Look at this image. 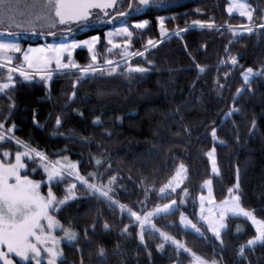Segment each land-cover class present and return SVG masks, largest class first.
I'll list each match as a JSON object with an SVG mask.
<instances>
[{
	"label": "trees",
	"instance_id": "obj_1",
	"mask_svg": "<svg viewBox=\"0 0 264 264\" xmlns=\"http://www.w3.org/2000/svg\"><path fill=\"white\" fill-rule=\"evenodd\" d=\"M252 2L263 4V0ZM131 3L128 16L107 22L126 11ZM227 3L168 0L163 7L137 12L138 0H118L108 15L93 17L92 27L80 31L72 25V33L80 31L78 37H100L95 49L97 60L92 61L88 49L80 48L74 53L76 63L107 69L105 60L110 59L120 65L115 73L96 72L84 77L76 69L64 70L69 74L54 72L49 85L41 79L22 80L18 76L15 88L0 94V122L5 130L15 125L13 135L44 151L50 161L67 158L78 164L81 175L95 173L96 179L89 180L98 185H109L112 180L110 195L141 214L145 205V210L151 211L171 200L181 204L174 214L160 215L153 223L191 252L177 249L171 241L165 243L156 231H146L141 243L134 217L130 218L127 211L121 213L118 207L110 208L74 177H65L52 190L62 198L68 186L76 183L75 199L62 206L57 218L65 227L79 231L78 242L63 245L65 264H80L81 258L83 264H190L191 253L220 264H264L262 245L246 248L244 257L238 255L240 246L255 234L246 220L231 218L243 222L247 231L238 236L232 227L228 228L221 234V245L197 217V197L206 179L212 178L215 197L221 200L229 195L228 190L234 188L239 177L240 189L236 193L241 196L242 206L264 219V75L253 76L249 84L241 75L249 67L256 72L264 69V28L260 27L264 23L259 18L249 23L228 14ZM261 10H256L258 17ZM161 17L167 35H161ZM117 20L119 25L114 24ZM144 20L148 21L145 28L134 27ZM193 21L213 23L214 27L201 28ZM125 26L133 32L132 37L115 35L113 44L120 47L108 44L107 34ZM0 30L25 35L24 45L39 44L45 38L65 33L59 27L52 30L54 36L26 34L23 32L48 33L2 25ZM177 31L179 35H175ZM150 39L155 47L148 44ZM125 49L129 53L143 52L144 56H124ZM232 56L237 58V66L231 64ZM129 64L146 67L149 72L128 75ZM200 67L205 70L201 72ZM4 75L5 70H1V79ZM240 89L244 91L237 95ZM233 108L239 111L233 112ZM57 117L61 120L58 130ZM97 117L99 123L95 122ZM213 129L215 139L211 136ZM213 147L218 174L212 173L206 155ZM17 150L21 149L14 140L0 142V153L9 151L14 156ZM179 164L186 166L187 178L162 199L159 189L175 175ZM29 175L41 179L43 173ZM182 211L204 235L181 226ZM105 222L108 229L103 227ZM125 227L127 233L123 232ZM161 243H165L162 251L157 247ZM100 247L106 249L105 257L98 256Z\"/></svg>",
	"mask_w": 264,
	"mask_h": 264
},
{
	"label": "snow or ice",
	"instance_id": "obj_2",
	"mask_svg": "<svg viewBox=\"0 0 264 264\" xmlns=\"http://www.w3.org/2000/svg\"><path fill=\"white\" fill-rule=\"evenodd\" d=\"M168 0H138V4L135 11L139 12L142 9L155 6L160 8L166 5ZM116 0H0V25L5 27L22 28L29 31H34L37 25L41 27L47 25L49 29L55 28L57 25H65L66 31L72 33V25L78 26L80 31L93 26V16L99 15L94 13V9H99L104 15H108L107 9L114 7ZM131 5L129 8L131 9ZM229 14L238 12L240 16H246L248 21L253 19L252 10H250L245 0H230L229 7L227 9ZM130 13L123 11L119 12L121 17H126ZM126 24L127 21L125 20ZM148 21L144 20L142 23L134 25L137 29H143L147 26ZM161 35H167L163 25L164 18H160ZM193 25L201 28H212L213 23H203L201 21H193ZM264 28V24L260 25ZM247 31L251 32V28H247ZM180 31H187V29H181ZM19 35L18 33L7 32L0 33V35ZM49 35H56L55 32L49 31ZM131 38L133 32L129 30L127 26L118 29L116 32H109L108 44L113 47H120V45L113 44L112 37L115 35H124ZM179 35V31L175 33ZM100 42L99 36H92L89 40H77L75 36H71V43L50 44L39 48H29L23 53L24 64L19 67H9L12 65L13 57L9 53L21 52V48L17 43L0 41V68H7L6 80L0 82V93H6L7 90L15 88V81L12 73L19 72L20 76H23L25 80H31L33 73L28 70H33L35 74H39L41 80L50 81L52 79L53 72L56 74H69L64 70L76 69L83 74L84 77L94 75L96 72L104 73L107 71L109 75L116 72L120 67L118 63L107 59L105 63L109 65L107 69L89 64L87 67H81L73 59H68L65 62V54H71V52L82 46H87L89 51H92L96 44ZM148 44L153 47L156 43L151 39L148 40ZM112 51L111 48L108 49ZM140 55L144 56L143 52L129 53L127 49L124 51V56ZM92 61L97 60L96 53L93 52ZM231 64L238 65V60L235 56L230 57ZM149 64L151 61H147ZM223 63V62H222ZM26 65V68H25ZM53 65L55 66L53 68ZM114 65V66H113ZM28 69V70H26ZM205 69L200 67V71ZM149 69L140 66L127 67L128 75L133 73L146 74ZM75 74V73H72ZM227 75V74H226ZM241 75L245 84L251 82L253 76L264 75V69L260 72L254 71L249 67L245 69ZM80 81H76L78 84ZM218 83V82H217ZM75 86V85H74ZM221 87H223L221 85ZM243 89L238 90L237 95L243 92ZM72 98L76 97L75 91L71 94ZM10 99V97H9ZM12 107H15L14 103ZM233 112L239 111V109L233 108ZM82 115V114H81ZM232 115V112L227 114ZM96 123H99V117H97ZM57 130L61 126V120L57 117L56 121ZM255 127V122H253ZM16 130V126L12 125L11 128L5 130L4 123L0 122V142L15 141L18 148L13 156L9 151H3L0 153V264H65L61 259L64 255L63 249L60 247L61 241L66 240L69 244L78 242V233L73 231L71 227H65L60 220L57 219V214L62 210V206L66 205L69 200L75 199L74 189L76 183H72L66 189L67 194L62 198H58L53 192V187L61 184L65 176L74 177L75 180L86 186L94 194H98L102 197L110 208L118 207L121 213L127 211L129 217H134L135 222L139 227V239L141 243H144L146 231L159 232L163 241L169 242L176 246L177 249H183L185 252H191L187 249L185 244L176 240L174 237L168 235L156 229L153 223V218L163 215H171L177 210L174 206L176 201L172 200L169 204L157 205L151 211H146L145 208L141 211L143 214L133 211L125 204H121L115 200L110 193L113 191L109 181V185H98L92 183L89 180L91 177L96 179L95 173H89L88 177L79 173L78 165L75 163H62L61 161H50L47 154L44 151L39 150L37 147L32 146L29 142L17 139L13 133ZM53 135H56L54 132ZM211 136L216 138V130L211 131ZM216 149L213 147L206 153L207 157L211 161V167L213 173L218 174L219 169L217 166ZM67 161V158H65ZM29 162L33 164V167L29 168ZM97 165L101 162L96 161ZM43 173L41 179H33L29 173ZM187 169L183 164L179 166L175 175L169 180L167 184L159 189L162 199H166L169 190L175 192L176 188L180 186L181 182L186 179ZM114 180V178H113ZM205 185L208 188V196H201V219L207 221V227L213 232L215 238L220 240L221 245L224 243L221 239V230L227 227L225 220L229 214L233 217H244L251 221V225L254 227L256 235L246 241L245 245H241L238 250V255L244 257L245 249H254L257 245L264 246V219L257 218L254 214V210L245 209L241 204V196L235 194L239 191V177H237V183L234 188L228 190L229 198L222 201L219 205H215V201L212 196V180H206ZM42 187L47 188L46 194L42 191ZM187 195V190H184ZM208 200L214 207L219 209V219L213 216V209L208 210V215L204 216L203 203ZM180 222L185 228L191 227L195 233H201L200 228L193 224L191 220L185 216H181ZM105 229L109 228L108 223H104ZM95 225H93V230ZM59 230L63 233L61 238H57L56 231ZM239 231V228L237 229ZM124 233L128 232V228L123 229ZM87 235V230H85ZM165 243L159 244L157 247L162 251L165 247ZM99 257L106 256V249L100 247L98 250ZM150 255V253H149ZM194 264H219L218 261H207L206 259L191 253ZM80 264H83V258H81Z\"/></svg>",
	"mask_w": 264,
	"mask_h": 264
},
{
	"label": "rangeland",
	"instance_id": "obj_3",
	"mask_svg": "<svg viewBox=\"0 0 264 264\" xmlns=\"http://www.w3.org/2000/svg\"><path fill=\"white\" fill-rule=\"evenodd\" d=\"M117 2H118V0H116V4H117ZM227 9H228V7H229V4H230V0H227ZM245 2L248 4V6H249V8H250V10H252V14H253V19H252V21L251 22H249L248 21V19H247V17L246 16H240L239 15V13L238 12H233L232 14H230V15H237V16H240V17H242V18H244L245 19V21L246 22H249V23H252V22H254L256 19H258L259 18V22H263L264 23V0H263V4H261V5H255L253 2H252V0H245ZM115 4V5H116ZM115 7V6H114ZM113 8V7H112ZM112 8H108L106 11H107V13L112 9ZM258 8H262V10H261V15L258 17V15L256 14V10L258 9ZM93 12L94 13H99V15L98 16H104V14H103V12L101 11V10H99V9H94L93 10ZM228 12V11H227ZM229 14V13H228ZM93 17H96L97 18V15H94ZM93 19V18H92ZM133 23H136V22H133ZM114 24L115 25H119L120 24V20H117V21H115L114 22ZM57 27H59L60 28V30H62L63 32H65L66 31V27L67 26H65V25H57L55 28H52V29H49L48 28V26L47 25H44V26H40V25H37L36 26V28H35V30H37V31H39V30H41V31H44V33H48L49 31H52V30H54V29H57ZM12 29H15V30H19V31H28V30H25V29H22V28H15V27H11ZM11 28H9V27H7V29H11ZM78 33H80V31L79 30H75L73 33H59V34H57L55 37H52L50 40L49 39H47V38H45L44 39V41L42 42V43H39V44H35V45H32V44H25L24 45V43H23V39H25L26 37H25V35H21V34H19V35H0V41H4V42H11V43H17V44H19V46H20V48H21V52H18V53H9V55H11L12 57H13V62H12V65H9V67H19V66H21L22 64H24L25 62H24V60H23V53L24 52H26L29 48H39V47H44V46H47V45H50V44H60V43H71V36H75V38L77 39V40H80V41H83V40H89L92 36H90V37H78L77 36V34ZM97 45V44H96ZM80 48H85V49H88L87 48V46H82V47H80ZM80 48H76V49H74L72 52H71V54H70V56H69V54H65V62H67L68 61V59L70 58V59H73V60H75V58H74V53H75V51L77 50V49H80ZM95 49H96V46H95V48L92 50V51H90L92 54H93V52H95ZM75 62H76V60H75ZM55 66L53 65V68H54ZM25 68H26V65H25ZM1 70H5V75H4V78L3 79H1V76H0V82H3V81H5L6 80V77H7V74H8V72H7V68H0V71ZM26 70H28V69H26ZM29 72H32L33 73V78L31 79V80H34V79H41L40 78V75L39 74H35L34 73V71L33 70H28ZM54 73V72H53ZM12 76H13V79H14V81H15V79H16V77H20L22 80H25L24 79V77L23 76H20V74H19V72H15V73H12ZM52 77H53V75H52ZM242 78H243V76H242ZM45 81V80H44ZM51 81V80H50ZM50 81H45V83L47 84V85H49L50 84ZM0 94H2V93H0ZM59 161H61L62 163H74V162H72L71 160H69V159H67V161H65V159H59ZM54 162V161H53ZM75 164H77V163H75ZM78 165V164H77ZM181 164H179V166H180ZM179 166H178V168H177V170L179 169ZM184 167L186 168V166L184 165ZM80 173V172H79ZM212 173H213V171H212ZM213 174H216V173H213ZM184 175H186V178H187V172L184 174ZM65 177H67V175L65 176ZM31 178H33L32 176H31ZM33 179H36V178H33ZM209 179H211L212 180V178H209ZM209 179H206V180H209ZM185 180L186 179H184L182 182H181V184H180V186L179 187H181L182 186V184L185 182ZM205 180V181H206ZM204 181V182H205ZM203 182V184H202V188H203V191L201 192V193H199L198 194V197H197V217H198V219H199V221H201V222H203L206 226H207V221L206 220H203V219H201V216H202V213H201V201H200V197L201 196H205V197H207L208 196V188H207V186L205 185V183ZM168 183V182H167ZM166 183V184H167ZM163 187V186H162ZM179 187H177L176 188V190L179 188ZM212 196H213V199H214V201H215V205H219L222 201H224L225 199H228L229 198V195H227V197H225L224 199H221V200H219V199H217L216 197H215V194H214V190H213V182H212ZM175 190V191H176ZM42 191H43V187H42ZM44 192V191H43ZM46 192H47V190L44 192L45 194H46ZM171 193H174V192H171V190H169V194H171ZM168 194V195H169ZM235 194H237V195H239L238 193H236L235 192ZM161 195V194H160ZM70 201V200H69ZM172 201V200H171ZM171 201H168V202H164V203H161V204H159V205H164V204H169V203H171ZM176 201V205L174 206L175 208H180V206H181V204L177 201V200H175ZM203 208H204V213H203V215L204 216H207L209 213H208V210L209 209H213V216L216 218V219H219V209L218 208H216V207H214V205L213 204H211V203H209L208 202V200H205L204 201V203H203ZM255 214V213H254ZM161 215H163V214H161ZM185 216V217H187V219H189V220H191L192 221V223L193 224H196L188 215H187V213H185L184 211H182L181 212V214H180V219L179 220H181V216ZM256 215V214H255ZM160 216V215H159ZM257 216V215H256ZM156 217H158V216H156ZM156 217H154V218H156ZM154 218H153V220H154ZM231 218H240V219H243V220H246L250 225H251V221H249V220H247L246 218H244V217H233V216H231V214H229L228 215V217L226 218V220H225V223H226V225H227V227L225 228V229H222L221 230V234L224 232V231H226L228 228H230V227H232L233 228V231H234V234L235 235H238V236H241V235H244L245 233H246V231H247V227H246V225L243 223V222H241V221H238V222H236L234 219H231ZM257 218H259L258 216H257ZM58 219V218H57ZM59 220V219H58ZM61 222V221H60ZM180 224H181V226L182 227H184V225L180 222ZM196 226L199 228V226L196 224ZM252 226V225H251ZM253 227V226H252ZM185 228V227H184ZM239 228V231L237 230ZM254 228V227H253ZM72 229V228H71ZM185 229H187V230H191V231H194L190 226L189 227H187V228H185ZM73 231H75V232H77L78 233V238H79V231L77 230V229H75V228H73L72 229ZM200 230H201V233H203V235L205 234L204 232H203V230L200 228ZM207 230H208V232H209V234H211V235H214L213 234V232L207 227ZM255 230V229H254ZM195 232V231H194ZM55 235L57 236V238H61L62 236H63V233L61 232V231H59V230H57L56 231V233H55ZM200 235V234H199ZM256 235V232H255V234H254V236ZM254 236H252V237H254ZM252 237H250L249 239H251ZM75 242H73V244H74ZM64 244H69L66 240H62L61 241V244H60V247L63 249V245ZM64 257V256H63ZM63 257L61 258V259H63ZM208 261V260H207ZM209 262H211V261H209ZM219 262V261H218ZM58 264H59V262H58ZM190 264H194V261H192ZM219 264H220V262H219Z\"/></svg>",
	"mask_w": 264,
	"mask_h": 264
},
{
	"label": "water",
	"instance_id": "obj_4",
	"mask_svg": "<svg viewBox=\"0 0 264 264\" xmlns=\"http://www.w3.org/2000/svg\"><path fill=\"white\" fill-rule=\"evenodd\" d=\"M132 6V5H131ZM130 8H128L126 11H124L125 13H129L130 12ZM116 17H121L120 15H119V13H117L116 15H114L110 20H108L107 22H109V21H111V20H113L114 18H116ZM8 31H4V30H0V33H7ZM65 32H67V31H65ZM23 33H26V34H41V35H49V34H43V33H36V32H23Z\"/></svg>",
	"mask_w": 264,
	"mask_h": 264
},
{
	"label": "flooded vegetation",
	"instance_id": "obj_5",
	"mask_svg": "<svg viewBox=\"0 0 264 264\" xmlns=\"http://www.w3.org/2000/svg\"><path fill=\"white\" fill-rule=\"evenodd\" d=\"M130 5H132V3H131ZM132 6H133V5H132Z\"/></svg>",
	"mask_w": 264,
	"mask_h": 264
}]
</instances>
